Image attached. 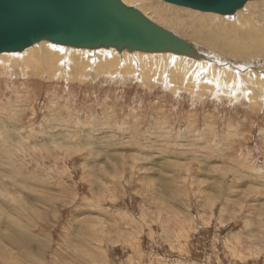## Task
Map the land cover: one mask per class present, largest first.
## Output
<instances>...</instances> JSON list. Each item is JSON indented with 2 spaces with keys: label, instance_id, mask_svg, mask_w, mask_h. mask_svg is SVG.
I'll return each mask as SVG.
<instances>
[{
  "label": "rangeland",
  "instance_id": "rangeland-1",
  "mask_svg": "<svg viewBox=\"0 0 264 264\" xmlns=\"http://www.w3.org/2000/svg\"><path fill=\"white\" fill-rule=\"evenodd\" d=\"M130 1L193 45L171 20L222 16ZM238 11L255 21L264 0ZM33 46L0 54V264H264V94L219 87L237 60L198 45L185 76L142 61L159 53L68 47L50 75L32 59L59 45ZM114 57L130 65L89 66Z\"/></svg>",
  "mask_w": 264,
  "mask_h": 264
},
{
  "label": "water",
  "instance_id": "water-1",
  "mask_svg": "<svg viewBox=\"0 0 264 264\" xmlns=\"http://www.w3.org/2000/svg\"><path fill=\"white\" fill-rule=\"evenodd\" d=\"M205 13L231 15L253 0H162ZM258 1V0H256ZM44 40L74 49L174 53L198 50L121 0H0V54Z\"/></svg>",
  "mask_w": 264,
  "mask_h": 264
},
{
  "label": "bare ground",
  "instance_id": "bare-ground-1",
  "mask_svg": "<svg viewBox=\"0 0 264 264\" xmlns=\"http://www.w3.org/2000/svg\"><path fill=\"white\" fill-rule=\"evenodd\" d=\"M253 1H256V0H253ZM132 2L134 1H130V0L127 1L129 6L134 5V3ZM248 2L250 1H247L246 3ZM247 8L248 6L245 7V9ZM239 12L240 11H238V13L234 15L231 14L232 16H230V17H234L235 19L234 23L233 21L229 19V16L222 15L220 19H215V16H213L212 14L211 15L201 14V15L194 16L195 18H192L190 20H180V19L171 20V22L167 26L173 29L179 30V31L181 30V32L186 29L188 32V37L190 38L192 42L195 43L194 45L193 44L191 45L196 50L199 45V46H203V47H207L211 49L215 55H218L219 57L223 58L225 60L224 62L226 63L234 62V60L232 59L237 60V63H229L227 66H225V67L231 68L230 67V64H231L234 66V68H236L235 71L234 69L233 71H230V70L228 71V74H229L228 78L230 77L229 79H227L228 81L224 80L227 76L223 79L221 78L219 81L218 79H215L214 77V80H217L219 82L218 84L220 85L219 87L220 88L222 87L221 89L226 90V91H229V90L233 92L241 91L240 86L243 85L245 88L242 91V93H244V97H248L250 101L253 104H255L257 103L256 99L259 98L261 94H264V70H258V72L256 73L254 72L245 73V72H242L244 71L242 67L245 65H248V63H246L245 61L250 62L251 60H254V61H251V63L256 64L257 63L256 61L258 60V58L264 57V15H262L264 14V11L256 17L257 19L255 21L250 20V18L243 17L242 14ZM215 14L220 15L217 13ZM196 17H199L200 19H196ZM49 44H51V42L48 40H44L38 44H35L32 49L33 51L30 52V55L34 54L35 56L39 51L43 50L42 46L46 47ZM57 48H58L56 49L57 51L52 50V49H47L43 52V55L41 57L32 59L35 61V63L39 61L41 62H46V60L49 61L50 65L46 62L45 69L49 71L50 75L51 73L55 72V66H57V64L63 58H69V55L71 54V52L69 54L70 50L68 47L59 45ZM26 55L28 56V52L26 53ZM157 55H159L158 59L154 58L155 56L153 57L151 55H146V57L143 58L142 61L144 62L150 61L148 65L151 66L150 64L153 63V66L155 69L157 68V66L161 68L160 64H165L168 62L169 59L172 60L174 58L176 64H174L173 66L176 67L177 70L181 71L180 68L186 65L185 68H183V72H182L185 76H187L188 74L187 70H188V67L191 66V64H192V68L194 66L204 65L203 62L198 60V58H200L201 56L199 51H198V56L196 57L197 59L190 58L187 56L176 55L174 53H162V54L159 53ZM75 56L76 58L83 57L82 55H73L72 57H75ZM108 56H113V55L111 53H108ZM130 57L131 56L124 55V60L130 59ZM150 57H151V60H149ZM117 60H118V63H116ZM193 61L194 62L196 61V63H194L196 65L193 64ZM121 62H122V59H120L119 57L118 59L114 57V63L116 64H113V62L108 61V59H105V61L101 63L100 59H97L96 62L94 63H93V60H89V63H90L89 66L92 64H96L95 65L97 69L96 71H98L100 69L116 70L118 66H121L120 68H122L124 66L127 67V65H130L127 62H125V64L124 62L120 64ZM155 62L157 63L155 64ZM209 67H210V70L214 72L213 74H215L216 77L218 75L221 77L225 75V74H221L223 71V68L219 69L215 66H209ZM36 68H40V67L36 66L35 69ZM247 68L251 69L250 66H247ZM200 70H202V68H200ZM200 76H201L200 74H196L195 76H192V78L194 80L195 78L196 79H198V77L200 78ZM246 78H248V81ZM201 82L204 83L205 79H203V81L201 80ZM208 82H209V79L207 78L206 83ZM224 82L227 83V85H223ZM207 86L210 87L211 89V86L209 85H206L204 87L207 88ZM252 87L254 89H252ZM226 91L224 92L225 95H226ZM75 148L78 149L79 151L83 147H75Z\"/></svg>",
  "mask_w": 264,
  "mask_h": 264
}]
</instances>
